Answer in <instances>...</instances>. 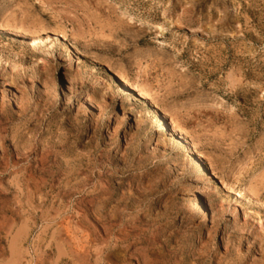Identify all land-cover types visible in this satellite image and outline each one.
Returning <instances> with one entry per match:
<instances>
[{
    "label": "rangeland",
    "instance_id": "rangeland-1",
    "mask_svg": "<svg viewBox=\"0 0 264 264\" xmlns=\"http://www.w3.org/2000/svg\"><path fill=\"white\" fill-rule=\"evenodd\" d=\"M0 264H264V0H0Z\"/></svg>",
    "mask_w": 264,
    "mask_h": 264
},
{
    "label": "bare ground",
    "instance_id": "bare-ground-1",
    "mask_svg": "<svg viewBox=\"0 0 264 264\" xmlns=\"http://www.w3.org/2000/svg\"><path fill=\"white\" fill-rule=\"evenodd\" d=\"M122 7V5L120 4V3H113V10L114 11H118L120 8ZM172 127V126H171ZM174 127V126H173ZM173 130L175 131V128H173ZM174 135V134H173ZM179 136V135H178ZM182 140V139H181ZM179 141H180V139H179ZM186 145V144H185ZM185 147V146H184ZM193 158H195V157H193ZM192 159V158H191ZM199 160V159H198ZM203 166V168H205V166L204 165H202ZM205 170L203 169L202 170V173L204 172Z\"/></svg>",
    "mask_w": 264,
    "mask_h": 264
}]
</instances>
